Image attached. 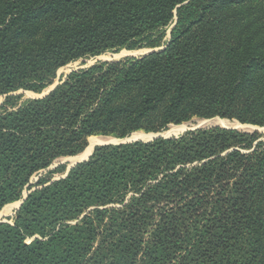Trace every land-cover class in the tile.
Listing matches in <instances>:
<instances>
[{"label":"trees","instance_id":"trees-1","mask_svg":"<svg viewBox=\"0 0 264 264\" xmlns=\"http://www.w3.org/2000/svg\"><path fill=\"white\" fill-rule=\"evenodd\" d=\"M0 99V211L26 194L0 264H264L258 132L98 145L49 169L93 136L263 128L264 0H0Z\"/></svg>","mask_w":264,"mask_h":264},{"label":"rangeland","instance_id":"rangeland-1","mask_svg":"<svg viewBox=\"0 0 264 264\" xmlns=\"http://www.w3.org/2000/svg\"><path fill=\"white\" fill-rule=\"evenodd\" d=\"M147 50L148 49L135 50V51L121 50L118 53H106V54H103V55H101L99 57H96L94 59H89V60L85 61V63L76 62V63H74L72 65H69V66L63 68L62 70H60L59 73H58V77H63V76H65L66 74H68L72 70H77V69H82V68L89 67V66L93 65L96 62H111V61H119V60L129 59V58H138V57L142 56L143 54H145L147 52ZM25 95L27 97H30V98H34V97L38 96V95H34V94L32 95V94H30L28 92H26ZM0 102H2V99H0ZM216 121H219V119H212V120L193 119L191 122L183 124L185 126V128L182 131L178 132V133H175L173 135H166L172 129V127H174V126H171L166 131H163V132H161L159 134L162 135V136H165V137H177V136L187 132V130H190V129H193V128H197V127H199V128H210V127H215V126H221V127L222 126H226V127H231L232 128V127L238 125L234 121H227L226 125L225 124H221L220 122H216ZM239 130L252 131L253 129H251V128L250 129L249 128L248 129H242L241 128ZM136 134H140V133H136ZM260 134L264 137V130H260ZM141 135H143V136H140L137 139H142L144 141L150 140V137H151L150 135H145V134H141ZM153 135H155V134H153ZM90 138H102V139L105 140L104 142H100V143H106V142L114 140V138L102 137V136H93V137H90ZM89 139H88V145H87V147H86V149L84 150L83 153H81V154H79L77 156H74V157L60 158V159L56 160L49 169L50 170L55 169L56 167H58L60 165H66L67 168H68L73 163L85 159L91 153L92 148L99 144V142H96V141L91 144L89 142ZM37 178L38 177H34L33 181L37 180ZM12 204L13 205L17 204V205H15V207H13L12 209L8 210L6 215H4L3 217L0 218V221H8V222H10V219L14 216L15 212L17 211L16 208L18 207V202H15V203H12Z\"/></svg>","mask_w":264,"mask_h":264},{"label":"water","instance_id":"water-1","mask_svg":"<svg viewBox=\"0 0 264 264\" xmlns=\"http://www.w3.org/2000/svg\"><path fill=\"white\" fill-rule=\"evenodd\" d=\"M154 51H156V49H154V50H147V52L145 53V54H143L142 56H144V55H147V54H150V53H152V52H154ZM58 84V81H56L55 82V84L54 85H52L50 88H48L46 91H44L41 95H38L37 97H34V98H42V97H44V96H46L56 85ZM28 93H30V92H28ZM30 94H32L33 95V93H30ZM35 95V94H34ZM0 104H1V102H0ZM214 119H219V118H214ZM210 120H212V119H210ZM219 120H222V119H219ZM225 121H228V120H225ZM235 122V121H234ZM238 123V122H237ZM215 127H220V128H223V129H228V130H239V129H253L252 131H246V130H240V131H243V132H247V133H253V132H258V133H260V130H264V127L263 128H260V127H255V126H251V125H242V124H240V123H238V125L237 126H234V127H226V126H215ZM197 129H200L199 127H197V128H193V129H190V130H187V131H194V130H197ZM136 133H140V134H145V135H150L151 137H150V140H148V141H144V140H142V139H133L132 138V135L133 134H135V133H133V134H131L129 137H127V138H124V139H115L114 138V140H112V141H109V142H106V143H101V144H98V145H101V146H104V145H119V144H126V143H133V142H138V141H141V142H149V141H152V140H154V139H157V138H171V137H165V136H162V135H160L159 133H156L155 135H153V133H144V132H136ZM98 145H96V146H98ZM95 147V146H94ZM94 147L92 148V151H91V153L85 158V159H83V160H81V161H78V162H75V163H73L70 167H68L67 168V170H66V173L63 175V176H61V177H59V178H64V177H66V175L68 174V172H69V170L71 169V168H73L75 165H77V164H79V163H82V162H85L86 160H88V158L91 156V154H92V152H93V150H94ZM25 198H26V194H24L23 195V198L18 202V207L16 208V210H18L19 209V207H20V205L23 203V201L25 200ZM1 222H6V221H0V223Z\"/></svg>","mask_w":264,"mask_h":264},{"label":"bare ground","instance_id":"bare-ground-1","mask_svg":"<svg viewBox=\"0 0 264 264\" xmlns=\"http://www.w3.org/2000/svg\"><path fill=\"white\" fill-rule=\"evenodd\" d=\"M214 122V121H213ZM216 122H220L221 124H227V121H224V120H219V121H216ZM236 124H238L237 122H235ZM213 124V123H212ZM233 126V125H232ZM185 128V126L184 125H180V126H174V127H172V129L166 134V135H173V134H175V133H178V132H180V131H182L183 129ZM133 137V139H137V138H139L140 136H143V135H141V134H133L132 135ZM99 142V144H101L100 142H104L105 140L104 139H102V138H90L89 139V142L92 144L93 142ZM89 143V144H90ZM82 158V157H81ZM79 159V158H78ZM77 159V160H78ZM15 205H17V204H10V205H7L6 207H4V209H2V211H0V218L1 217H3L4 215H6V213L8 212V210H10V209H12L13 207H15Z\"/></svg>","mask_w":264,"mask_h":264}]
</instances>
